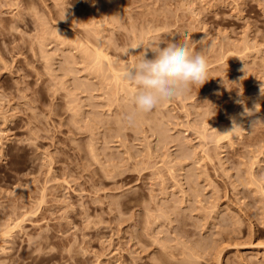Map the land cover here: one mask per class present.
<instances>
[{
    "label": "rangeland",
    "instance_id": "374dc122",
    "mask_svg": "<svg viewBox=\"0 0 264 264\" xmlns=\"http://www.w3.org/2000/svg\"><path fill=\"white\" fill-rule=\"evenodd\" d=\"M168 42L209 80L129 123ZM0 264H264V0H0Z\"/></svg>",
    "mask_w": 264,
    "mask_h": 264
},
{
    "label": "clouds",
    "instance_id": "9594fccd",
    "mask_svg": "<svg viewBox=\"0 0 264 264\" xmlns=\"http://www.w3.org/2000/svg\"><path fill=\"white\" fill-rule=\"evenodd\" d=\"M191 34L186 32L185 36ZM152 52V58L143 52L123 73V79L135 86L129 97L132 111L124 117L129 123L134 122L138 113L152 112L162 102L187 95L194 86L200 88L209 80L206 56L183 43L168 42ZM236 127L234 121L230 131Z\"/></svg>",
    "mask_w": 264,
    "mask_h": 264
},
{
    "label": "bare ground",
    "instance_id": "6f19581e",
    "mask_svg": "<svg viewBox=\"0 0 264 264\" xmlns=\"http://www.w3.org/2000/svg\"><path fill=\"white\" fill-rule=\"evenodd\" d=\"M240 115H241V113H239ZM238 116V115H237ZM237 116H235V117H237ZM234 117V116H233ZM239 118V120H240V116L238 117ZM235 118H233V120H234ZM236 121V120H235ZM236 123H237V121H236ZM235 123V124H236ZM240 128V127H239ZM230 131V130H229ZM219 140H220V137H219Z\"/></svg>",
    "mask_w": 264,
    "mask_h": 264
}]
</instances>
